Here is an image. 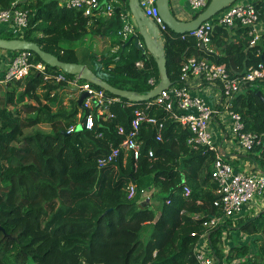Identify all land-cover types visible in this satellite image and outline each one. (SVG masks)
Returning a JSON list of instances; mask_svg holds the SVG:
<instances>
[{"label": "trees", "instance_id": "trees-1", "mask_svg": "<svg viewBox=\"0 0 264 264\" xmlns=\"http://www.w3.org/2000/svg\"><path fill=\"white\" fill-rule=\"evenodd\" d=\"M15 1L0 0V10L11 8ZM99 1L106 4L111 0ZM120 1L115 3L112 18H100L89 29L90 19L82 11L67 9L60 0H24L18 7L29 12L26 33L23 37L4 33L0 38L35 42L62 62L88 65L116 88L144 94L155 87L149 84L151 79L160 82L159 70L149 53L144 55L129 48L128 40L122 41L121 12L128 8V0ZM252 3L264 20V1ZM90 33L112 39L120 49L101 58L89 53L80 57L75 43ZM250 40L247 29L240 25L231 30L216 26L210 44L220 50L216 54L198 47L195 37L169 30L165 40L168 76L173 85L180 83L182 64L192 56L225 65L232 76H243L249 68L264 63V39L256 47ZM33 55L34 64L44 63ZM139 61L144 68H137ZM45 65L48 73L74 77ZM68 88L67 84L46 82L36 70L0 85V264H138L139 257V264H199L195 248L206 232L203 222L221 215L213 204L218 185L206 164L207 160L214 162L216 153L191 147L188 140L193 133L167 120L162 141L157 140L155 127L142 125L144 145L138 162L129 156L124 166L122 154L116 164L99 169L98 159L125 139L118 127L129 130L135 108L148 102L120 98L110 108L113 118L95 115L94 128L87 130L82 125L86 113L78 104L80 93ZM65 91L72 94L68 104L62 98ZM258 92L264 95V79L244 83L232 109L241 115L245 132L261 135L264 104ZM150 113L160 119L167 117L165 109L155 105ZM44 124L50 126V133L28 134ZM74 126L75 131L68 133ZM149 150L154 151L153 158L148 157ZM247 157L264 172V142L247 152ZM130 183L137 188L133 199L126 191ZM185 183L192 191L189 197L183 195ZM147 189L161 197L158 211L141 200ZM196 214L200 218H194ZM148 229L150 236L137 255ZM236 231L264 235V209L228 219L207 231L215 264H264L259 253L251 255L249 244L226 248V238Z\"/></svg>", "mask_w": 264, "mask_h": 264}, {"label": "built area", "instance_id": "built-area-1", "mask_svg": "<svg viewBox=\"0 0 264 264\" xmlns=\"http://www.w3.org/2000/svg\"><path fill=\"white\" fill-rule=\"evenodd\" d=\"M24 0H16L11 8L0 10V32L12 34L16 37H23L29 27V12L18 7V4ZM189 5L191 11L195 14L204 10L210 0H184ZM113 2L119 3L118 0H112L108 4H101L99 0H60V3L67 9H76L82 11L87 18H100L115 13ZM141 7L157 25L162 39L168 34L169 28L164 23L157 8V0H139ZM261 10L252 1L237 2L226 9L215 23L207 21L197 30L188 33L190 37H195L198 47H208L211 44L212 35L216 25L226 26L228 28L240 25L247 29L251 38L250 45L256 47L264 39V29L261 22ZM132 14L128 9L121 12L123 28L119 35L128 40L136 34V28L131 21ZM3 29V30H1ZM33 52L18 51L13 54L9 61L8 69L0 80V85H7L12 81L21 80L28 77L32 70H36L44 76L46 82H55L67 84L71 88H78L79 93L87 92L88 97L84 100L82 110L84 122L82 125L87 130H92L95 125V115L99 118L114 115L110 112L113 104L121 102L119 97H111L104 89L94 86L93 84L83 81L77 76L67 77L63 73H48L47 66L40 62L34 64ZM138 68L143 66V62L136 63ZM191 76L202 78L207 83L220 86L224 106L231 119L232 133L236 135L241 148L245 152H251L264 142V134L245 132V124L239 113L232 109V101L241 91L244 83H253L264 79V63L260 62L256 66L249 68L243 76H232L225 65L210 63L207 60H198L190 58L181 68V80L186 82ZM152 86L154 80H150ZM155 105L165 109L167 117L160 119L150 113L151 107ZM193 112H192V111ZM220 115L219 109H213L207 105L201 98L193 96L186 88H169L158 95L154 100L149 101L144 107H137L134 110V117L131 120L130 129L124 126L118 127V134L125 137L119 146L111 148L109 154L98 159L97 166L103 169L118 162L122 154L131 155L135 162L141 158L143 141L141 140V127L143 124L153 126L157 130V140H163V131L167 120L181 124L185 129L190 130L193 136L189 138L188 144L194 149L204 148L205 152L217 153L212 133L209 130L210 122ZM75 126L70 128L68 133H73ZM148 157H154V151H148ZM212 179L218 185L214 201V207L221 211L220 216H212L203 222L206 232L202 237L207 238L209 230L217 228L220 224L228 219L243 216L248 207L258 200L263 202L264 198V172L253 169V172L236 171L234 167L227 163L219 155L213 162ZM126 191L128 197L133 199L136 196V185L130 183ZM147 189L143 192L142 201L150 203L153 191ZM192 191L188 185L183 187L184 197H189ZM170 203V202H168ZM196 219L200 218L198 214L194 215ZM208 231V232H207ZM198 248V247H197ZM210 250L204 248H195V256L199 264H215V258L210 255Z\"/></svg>", "mask_w": 264, "mask_h": 264}, {"label": "water", "instance_id": "water-1", "mask_svg": "<svg viewBox=\"0 0 264 264\" xmlns=\"http://www.w3.org/2000/svg\"><path fill=\"white\" fill-rule=\"evenodd\" d=\"M237 1L238 0H211L207 8L198 17L190 21L178 20L173 15L170 9L171 0H157V8L169 30L176 34L184 35L197 30L203 23L211 20L217 14L235 4ZM128 8L132 14V22L139 32L138 35H134L130 38L129 43L133 42L135 47L141 50L144 55L149 53L155 59L160 75V82L158 85L151 91L144 94L116 88L101 79L89 66L80 63L73 64L62 62L54 55L44 51L37 43L32 41L24 39L8 40L0 38V49L9 52L31 51L39 56L45 64L53 68L61 69L69 75L77 76L83 81H87L94 86L100 87L116 97L135 103L152 101L163 91L172 86V82L167 72L165 42L160 36L159 28L153 20L146 15V12L141 7L139 0H128ZM141 39L144 42V46H140ZM69 89L79 93L78 88ZM258 96L264 104L263 94L258 92ZM87 97V92H82L80 94L78 100L79 106L83 105V102ZM81 128V124L77 126L78 130ZM0 230H3L1 226Z\"/></svg>", "mask_w": 264, "mask_h": 264}, {"label": "crops", "instance_id": "crops-1", "mask_svg": "<svg viewBox=\"0 0 264 264\" xmlns=\"http://www.w3.org/2000/svg\"><path fill=\"white\" fill-rule=\"evenodd\" d=\"M118 1L120 4L122 3L120 0H118ZM242 1H245V2L249 1L250 2L252 0H242ZM185 3L186 4L183 6V5H181V2L179 0H171V2H170L171 12L173 13V15L176 18H178L181 21L193 20L192 19L193 16L198 17L207 8L206 7L200 13L195 14L191 11L187 2H185ZM209 3H210V1H209ZM106 4H108V3H106ZM113 5L115 6V2H113ZM125 9L126 10L128 9V11H130L129 8H125ZM226 9L223 10L222 12H220L219 14H217L215 17H213L209 21H213L216 23L219 20L220 16L226 11ZM113 16H114V14L109 15V16L108 15L102 16L100 18L110 19ZM100 18H88V19H90L88 24H87L88 28L91 29L95 25L97 20ZM131 21H132V19H131ZM262 25H263L262 27L264 29V23H262ZM216 26H219V25H216ZM236 26H238V25H236ZM236 26L230 27V28L227 27V28L231 30V29H234ZM1 30H3V29H1ZM0 34H4V32L1 31ZM138 34H139V32L136 29L135 35H138ZM230 35H233V33H230ZM132 37H130V38H132ZM130 38L128 39L127 45L130 46L129 48H133V47L136 48L133 42L129 43ZM163 40L165 42L166 34H165V38ZM86 41L89 42L90 46L92 47L91 49H94L95 52L91 51V49H90V51H89V49H86L84 53H79V51H78V48H80L79 45L83 46ZM122 41L126 42L127 40H124V38L122 37ZM140 46H144V42L142 39L140 41ZM205 48H207V50L210 52H212V50H214V52L216 54H220V50L216 47H211L209 45L208 47H205ZM75 49L78 52V54H80V55L81 54L84 55L85 53H89L90 55H95V56H98L99 58H101L103 56H107L108 54L116 53L120 49V45L114 44V41L108 37H104L101 35H96V34L90 33L84 39L75 43ZM0 51L7 53V56H4L3 69H0V77L2 78L3 75L5 74V72L7 71L6 69L8 68L9 61L12 59L13 55L10 56V54H8V53H12V52H9V51H5V50H1V49H0ZM190 58L198 59L197 57L192 56V57L187 58L184 63H186L187 60ZM198 60H200V59H198ZM201 60H206V59H201ZM142 68H144V64L139 69H142ZM1 78H0V80H1ZM151 80H154V79H151ZM179 80H180V83H178L176 85L172 84V86L170 88H175V89L176 88H186L193 96L201 98L207 105L211 106L213 109H219L220 110V115L215 116L210 122L211 126H209V130L212 133L214 144L217 148L216 156L219 155L220 157L224 158L227 161V163L228 162L231 163V165L234 167V169L236 171L243 170V172L249 173L250 171H248V170L257 169V165L252 163L251 160L247 157V152H245L241 148L236 135H234L231 131V129H232L231 119L229 116V112H227L225 109V106H224L225 102L223 99V93H222L220 86H216L215 84L207 83V82H205V80H203L202 78H198L197 76H191L187 79L186 82H183L181 80V74H180ZM154 82H155V80H154ZM149 84H150V81H149ZM157 85L158 84L155 83L154 86H157ZM69 88H71V87H69ZM70 91L74 92L72 90H70ZM70 97H72V94H68L66 91L62 92V98L64 100V104H68ZM79 118H82L81 114H79ZM210 127H211V129H210ZM129 156H131V155L127 156L124 154V157H123V165L124 166H126L127 158ZM206 164L209 165L211 169L213 168V161L207 160ZM207 168H208V166H207ZM206 170L207 169H205V171ZM185 185H187V184L185 183ZM151 190H153V189H151ZM261 203H262V201H260V200L254 202L255 205L261 204ZM147 204L151 205L152 201L150 203H147ZM261 206H263V204ZM154 208L158 211L157 205L154 206ZM245 216H248V214ZM193 217H194V215H193ZM233 219H235V218H233ZM148 231H151V230L150 229L146 230L143 233V235ZM240 237H242V236H240ZM204 238L205 237H201L200 241L196 244V249H198V248L203 249L204 248L205 250L206 249L210 250L208 242H207V238L206 239H204ZM229 244L228 245L230 247L236 246L235 244H231V243H229ZM242 245H246V243H244ZM209 252H210L209 254L212 255L211 250Z\"/></svg>", "mask_w": 264, "mask_h": 264}, {"label": "rangeland", "instance_id": "rangeland-1", "mask_svg": "<svg viewBox=\"0 0 264 264\" xmlns=\"http://www.w3.org/2000/svg\"><path fill=\"white\" fill-rule=\"evenodd\" d=\"M179 1L181 2V5H183V6L186 4L184 0H179ZM241 1L242 0H240L239 2H241ZM261 22L264 23V20H261ZM85 43H84L83 46L82 45H79V47H80V48H78L79 53H84L86 49H89V51H90V49L92 48L90 46L89 42L86 41ZM91 51H94L95 52L94 49H91ZM8 54H10V56L13 55L12 53H8ZM81 55H80V57H83L84 56V55H82V56ZM4 56H7V53H4L3 51H0V69H3ZM210 129H211V127H210ZM33 131H41V132H45V133H50L52 131V129L48 125H39V126L35 127L34 129L28 130L27 132H28V134H30ZM231 131H232V129H231ZM241 171H243V170H241ZM248 171L253 172V169H250ZM153 193H154V191H153ZM141 200H142V198H141ZM262 200H263V202L261 204L255 205L253 203L252 206L248 207L245 215H247V214H248V216L255 215V214L259 213L261 210H263L264 209V198ZM151 201H152V206L153 207L157 205L158 206V209L160 208L161 202H162L160 196H157L156 194L155 195L152 194ZM262 204H263V206H261ZM245 215H243V216H245ZM232 235H233L232 238L227 237L226 238V241L224 242V244H226V248L227 249L230 248V246H229L230 244L229 243L235 244L236 246L237 245H242V244L246 243V244H249L250 247L252 248V251H251V255L252 256L255 255V254H257V253H259L261 255V257L264 259V235L263 234H258V235L250 236V235H246V234H242L241 235V233H239L238 231H236ZM149 236H150V231L146 232L143 235V237H142L143 244L141 245L140 250L137 253V255L141 252V250H143V246H144L145 242L148 240ZM240 236H242V237H240ZM141 260H142V258L139 257L138 258V264L141 262Z\"/></svg>", "mask_w": 264, "mask_h": 264}]
</instances>
